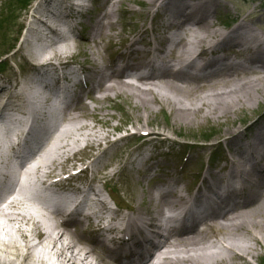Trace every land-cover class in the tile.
Wrapping results in <instances>:
<instances>
[{
  "label": "bare ground",
  "instance_id": "obj_1",
  "mask_svg": "<svg viewBox=\"0 0 264 264\" xmlns=\"http://www.w3.org/2000/svg\"><path fill=\"white\" fill-rule=\"evenodd\" d=\"M97 1L105 10L101 15L110 19L107 23L83 18L72 0H25L15 11L1 15L0 46L7 43L0 55H11L18 70L9 72L8 62L0 64V119L13 125L22 123V115L24 122L34 120L30 130H22L24 144L19 152L24 158L35 155L37 145L46 146L43 138L48 137L47 152L42 158L35 156L41 158L36 171L46 168L48 191L62 207L69 199L85 207L89 195L98 190L101 177H90L88 165L97 166V173L110 179L127 177L119 197H135L139 206L134 210L122 206L113 212L99 198L93 203L99 207L89 216L63 221L61 211L48 214L16 196L7 208L0 207V232L12 224L17 234L7 238L0 233V264H116L112 254H121L120 258L129 254L139 262L149 256L140 264H264L263 115L214 147L203 168L192 175L196 161L204 158L207 147L203 145L194 152L197 145L182 149L176 167L167 155L177 151L167 141L135 137L149 134L150 128L134 121L133 128L119 136L116 132L122 127L100 133V121L89 125L80 120L87 115L96 119V111L105 115L114 108L129 117L126 108L131 106L143 107L150 115L160 106L175 114L176 124L200 125L204 119L220 124L236 119L243 110L257 109L264 93V29L260 10L253 6L256 0L245 1L232 12L227 0ZM1 5L0 0V13ZM44 20L56 27L65 24L67 34L61 35ZM139 22L143 25L134 30ZM34 25L55 38L47 42V36L40 37L46 44L33 49ZM127 49L138 60L125 58L127 53H122ZM82 56L86 59L80 60ZM111 56L120 69L106 73ZM46 88L66 105L63 123L52 132L55 105ZM92 101L97 104L86 113ZM129 121L122 125L128 127ZM70 122L79 130H89L73 144L63 141L67 132L62 127ZM8 146L13 149L11 141ZM116 152L122 158L114 167L107 160ZM0 162H9L2 152ZM76 162L83 166L76 168ZM134 177L154 182L149 198ZM154 202H161V208L142 207ZM107 211L113 223L104 228L101 223ZM167 211L176 216L170 218ZM89 229L92 233L87 234ZM143 237L150 245L144 252L126 248L131 240L136 243ZM103 239H112L109 255L101 251ZM119 264L127 263L122 258Z\"/></svg>",
  "mask_w": 264,
  "mask_h": 264
},
{
  "label": "rangeland",
  "instance_id": "obj_2",
  "mask_svg": "<svg viewBox=\"0 0 264 264\" xmlns=\"http://www.w3.org/2000/svg\"><path fill=\"white\" fill-rule=\"evenodd\" d=\"M227 1L229 2V4H227V8L229 7L228 10H230L232 12L235 9H238L240 7V5L243 4L245 1H249V0H227ZM232 3H234V7H233ZM1 4H2L1 6L6 7V9L7 8L8 9H11V8L15 9V8H18L20 6L19 4H15V0H1ZM253 6H256L258 11L260 10L259 11V17L262 20V22H260V26L262 29H264V0H256V3ZM137 9L140 10L141 7L137 8ZM87 16H91V15L88 14L83 18H87ZM117 19H118V17L114 18V20H117ZM135 24L133 27L134 30L140 29V27L143 25L142 22H139L138 25H135ZM135 27H137V28L135 29ZM118 28H120V27H118ZM0 32H1V30H0ZM24 32L25 31H23V33ZM129 34H130V31L127 33L126 36H128ZM9 36L10 35L7 36V41L9 40L8 39ZM6 43L7 42H5L4 44H1L0 48L2 47V45H5ZM87 49H88V47H87ZM7 56L8 55H3V56L0 55V61L4 60L5 62L9 63L7 70L9 72H13L14 70H18L16 68L15 62L10 61L11 56H10V58H7ZM83 58H85V57L82 56L79 59L82 60ZM27 60L29 62V57L27 58ZM91 63H92V61H88L89 67L92 66ZM261 96L263 98V101L261 102V105L257 109H255L254 111H252L250 113H247V111L243 110L242 113L240 115H238L236 119H230L228 121H222L220 124H216L212 119H204L203 123H201L200 125L197 122V124L199 126L193 125V124H186V123L180 122V121L178 124H176L177 121H175V119H176L175 114L172 115L170 113V111H168V110L163 111L160 106H158L155 109L154 114H150V115L147 114V112L145 111V109L143 107L135 108V107L131 106L130 108H128V107L126 108L131 114L129 117L127 115L123 114L124 111L114 110V109H117V108H114V109H109L107 112L105 111L106 112L105 115H102L101 113H98V111H96L95 112L96 113V115H95L96 119L87 115L86 117H83L80 120L82 121L81 123H85V124L89 123V125L93 124V121H95L96 124L98 121H100V122H98L99 123L98 130L100 131V133H103L104 131H107V130H111V132L112 131L114 132V130L117 127H122L123 130L116 132V135H119V136H122L125 134V132L127 133V131H129L126 129L133 128V122L134 121L140 125H143L144 127L150 128L151 135L148 136L149 138H151L152 140L167 141L166 144L171 145L172 149L174 148L177 151L176 153L173 151V153H175V154L172 156L167 155V158L169 160H171L176 167H177V163L180 161V159L182 157V151H181L182 149L187 150L188 148H192L194 145H197V147L195 149H193V152H194L199 146L203 145V146L207 147V148L203 149V150H205L202 153L204 158L196 161V165L191 171V175H192L194 170H198V169L203 168L206 156L214 149V147L216 148L217 146L229 141L234 136H236L238 133L245 130V128H247L248 125L252 121H254L259 116L264 114V107H263L264 106V93L261 94ZM92 102H93V105H90L86 108V110H85L86 113L89 112V109H88L89 107L93 108V106L97 104L96 101H92ZM126 105H129V104L127 103ZM127 119L128 120L130 119L129 123H127L129 126L125 127L122 125V123H124L125 120H127ZM105 121H108V124H106ZM147 121L149 123L147 124V126H145L144 124H146ZM173 127H174V130H173ZM79 128H80V126H78V128H77V125L73 122L67 123L65 126H63V130L65 131V133L67 132L66 133L67 135L64 136L63 141L64 142L69 141L70 143H73L76 139L83 138V134L89 132V130H86V129L79 130ZM132 130H134V129H131V132H132ZM7 139H9L8 136H5L4 133L0 132V153L2 152L4 154H6L5 153L6 150H4V148L2 147L1 144H4V142ZM145 139L147 140L148 138H145ZM202 139H204L205 141H211L212 145L209 146V144H207V143L204 144L202 142L198 143ZM190 146H192V147H190ZM179 152H181V153H179ZM173 153H171V154H173ZM116 154H117V152L114 153V157L111 159V161H110L111 156L107 160V162L108 163L111 162L114 167L119 162V160L122 158L121 156L116 155ZM80 157H81V155L79 156V158ZM50 161L51 160H48V162H50ZM76 163H80V162H76ZM71 164L72 163H70L69 165H71ZM45 171H46V168L43 167V170L41 169V171H39V172L44 173ZM57 172H60V170H58ZM99 176L101 177V181H102L101 185L106 184L107 189L111 188V194H112V192H116L117 196L124 193V187H125V185H127L128 181H129V179L123 175H120L115 179H110L109 177H105L104 173L101 172V174H99ZM139 180H140L139 178L134 177L135 183L138 182ZM189 180L190 179H188V182H189ZM148 182H149L150 186L148 185ZM148 182H147V180H143V178H142V181L140 180L143 192L147 198H149V195H148L149 194L148 193L149 187H151V185L154 183L151 180L150 181L148 180ZM181 183L185 184L187 182H184L182 179ZM128 186L135 187V184L129 183ZM139 188H141V187H139ZM139 192H140V190H139ZM120 198L123 200L125 206L133 204L134 206L137 207L140 203V201L135 197L128 198V200H125L122 196H120ZM21 199H24V198H21ZM30 204H35V203H34V201H31ZM159 205H160V202H154L152 205L142 203V206L144 207L145 210H147L148 207L151 210H153L154 207L159 206ZM12 226H13L12 224H10V226H6V232L5 231L0 232L1 235L4 237H7V238L17 236L15 231L12 229ZM24 228L29 229L30 227L28 225H24ZM33 237H36V236H33ZM84 242H87V241H84ZM22 243H24V242L22 241ZM56 264H57V262H56Z\"/></svg>",
  "mask_w": 264,
  "mask_h": 264
}]
</instances>
